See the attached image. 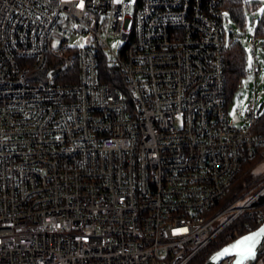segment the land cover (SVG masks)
I'll list each match as a JSON object with an SVG mask.
<instances>
[{
    "label": "built area",
    "instance_id": "obj_1",
    "mask_svg": "<svg viewBox=\"0 0 264 264\" xmlns=\"http://www.w3.org/2000/svg\"><path fill=\"white\" fill-rule=\"evenodd\" d=\"M80 4L0 0V264H189L259 227L264 132L254 101L229 122L218 1Z\"/></svg>",
    "mask_w": 264,
    "mask_h": 264
},
{
    "label": "rangeland",
    "instance_id": "obj_2",
    "mask_svg": "<svg viewBox=\"0 0 264 264\" xmlns=\"http://www.w3.org/2000/svg\"><path fill=\"white\" fill-rule=\"evenodd\" d=\"M261 9H264V0L254 9H244L245 20L242 26L236 24L227 12H223L225 44L228 45L229 41L237 42L245 55L244 72L227 102L229 122L235 126L245 124V109H247L249 102L254 101L256 110L259 113L264 110V81L260 79L264 75V63H261V61H264V38L254 35L262 15ZM249 29H252V31H249ZM84 42L85 36L80 35L71 39L70 46H81ZM108 43L112 48H117L120 44L118 39H109ZM249 56L252 57V63L257 60L261 67V71L255 76L251 74V68L248 66ZM254 173H264V162L255 168Z\"/></svg>",
    "mask_w": 264,
    "mask_h": 264
},
{
    "label": "trees",
    "instance_id": "obj_3",
    "mask_svg": "<svg viewBox=\"0 0 264 264\" xmlns=\"http://www.w3.org/2000/svg\"><path fill=\"white\" fill-rule=\"evenodd\" d=\"M222 12H227L233 21L242 26L245 20L244 9H254L261 4L262 0H217ZM255 36L264 38V13H262L257 27L255 29ZM225 79L226 89L228 91V97L234 92L237 82L244 72V60L245 55L241 46L235 41H229L225 51ZM257 132H264V110L259 114L258 122L256 125ZM260 156H257L251 162H246L245 167H252L259 160ZM249 177V173L246 175L242 172L240 182H245ZM246 217H241L240 220L228 227L223 234H221L216 243L208 246L201 252H199L189 264H204L206 259L214 252L219 250L222 246L228 244L239 236L245 233L241 227L242 222L246 220Z\"/></svg>",
    "mask_w": 264,
    "mask_h": 264
},
{
    "label": "water",
    "instance_id": "obj_4",
    "mask_svg": "<svg viewBox=\"0 0 264 264\" xmlns=\"http://www.w3.org/2000/svg\"><path fill=\"white\" fill-rule=\"evenodd\" d=\"M261 229H264V222L257 227L256 229L237 237L228 244L222 246L219 250L212 253L204 262V264H221L227 258H232L231 264H254L258 255L264 250V234H261L252 249V254L249 256H241L237 253L236 250H233L227 255H221L225 248H231L237 241L242 240L246 236L253 235L254 233L260 232Z\"/></svg>",
    "mask_w": 264,
    "mask_h": 264
},
{
    "label": "snow or ice",
    "instance_id": "obj_5",
    "mask_svg": "<svg viewBox=\"0 0 264 264\" xmlns=\"http://www.w3.org/2000/svg\"><path fill=\"white\" fill-rule=\"evenodd\" d=\"M119 3L120 0H117ZM80 7H83V0H81V4L79 5ZM262 13H264V9L260 10ZM249 31H252V29H249ZM82 46V45H81ZM115 46V45H114ZM250 51V50H249ZM261 63H264V61H261ZM248 66L249 68L252 67V57L249 56L248 59ZM262 81H264V75L260 77ZM235 111V110H234ZM247 111V109H245ZM264 234V229H261L260 232L254 233L253 235L246 236L242 240L237 241L236 244H234L231 248H225L221 255H227L233 250H236L237 253L241 256H249L252 254V249L257 241V238L261 235Z\"/></svg>",
    "mask_w": 264,
    "mask_h": 264
}]
</instances>
